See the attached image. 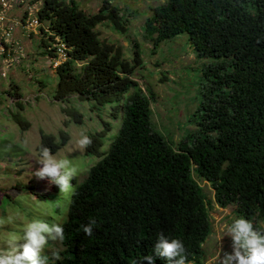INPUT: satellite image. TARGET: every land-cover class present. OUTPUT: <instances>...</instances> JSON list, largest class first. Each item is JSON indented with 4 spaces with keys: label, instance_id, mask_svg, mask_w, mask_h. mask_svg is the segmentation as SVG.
Segmentation results:
<instances>
[{
    "label": "trees",
    "instance_id": "1",
    "mask_svg": "<svg viewBox=\"0 0 264 264\" xmlns=\"http://www.w3.org/2000/svg\"><path fill=\"white\" fill-rule=\"evenodd\" d=\"M107 8L89 15L73 0H44L41 10L40 19L70 49L55 68L54 100L75 96L101 109L134 88L105 152L100 148L110 127L102 123V131L88 134L93 143L84 153L99 160L69 195L55 264H133L154 255L160 232L184 242L191 264H204L210 201L200 181L213 189L219 207L234 205L239 218L264 222V0H164L145 18L143 37L154 48L185 34L196 57L211 61L203 69L202 100L193 115L199 135L191 144L168 142L152 124V94L131 79L139 57L130 65L96 29L107 23L125 31L120 9ZM63 111L81 123L80 114ZM11 117L28 128L17 113ZM60 136L56 143L41 132L39 149L56 152L68 141ZM90 218L97 224L87 236L82 226ZM154 264L169 262L156 257Z\"/></svg>",
    "mask_w": 264,
    "mask_h": 264
},
{
    "label": "rangeland",
    "instance_id": "2",
    "mask_svg": "<svg viewBox=\"0 0 264 264\" xmlns=\"http://www.w3.org/2000/svg\"><path fill=\"white\" fill-rule=\"evenodd\" d=\"M73 1L89 15L97 13L105 4L109 9L114 6L120 9L119 15L125 20V31H115L107 23L98 24L96 29L100 38L117 45L130 65L134 63L135 56L139 57L131 79L144 94H152V124L168 142L177 144L184 140L191 144L199 135L193 115L202 100L201 92L205 85L203 69L211 61L196 57L185 34L164 41L155 48L149 40L144 39L142 26L145 18L153 7L164 0ZM47 52L40 40L34 39L32 45L25 40V58L21 63L13 62L7 66L5 59L0 57V218H14L11 223L0 226V240L12 234L21 235L23 225L33 218L60 225L66 219L70 193H60L58 186L33 176V172L41 167L37 162L40 159V133L52 135L56 143L60 142L62 132L68 137L65 145L53 154L58 159H69L77 169L76 178L70 182L74 188L99 160L96 155H85L84 148L77 142L81 134L102 131V123L107 124L110 129L100 148L101 153L105 152L120 126V106L134 90L131 88L117 101L101 109L75 96L67 101H56L53 99L57 83L56 67L50 60L51 52ZM2 53L3 49L0 48ZM28 96L30 99L25 100ZM63 110H74L80 114L81 123H76ZM13 113L27 122L28 128H21L12 119ZM199 185L210 201V234L202 244V259L204 264H218L216 257L220 253V244L222 253L231 252L228 228L239 217L234 205L221 208L214 203V191L209 184L200 181ZM251 220L255 226L264 229V222ZM60 251L62 247L57 241L49 242L44 253Z\"/></svg>",
    "mask_w": 264,
    "mask_h": 264
},
{
    "label": "clouds",
    "instance_id": "3",
    "mask_svg": "<svg viewBox=\"0 0 264 264\" xmlns=\"http://www.w3.org/2000/svg\"><path fill=\"white\" fill-rule=\"evenodd\" d=\"M44 21L49 26L48 22ZM33 39L48 44L42 36H32L29 42L31 43ZM77 142L81 148L87 149L92 145L93 140L82 133ZM37 162L41 167L33 172V176L58 186L60 193L75 195L70 182L76 178L77 169L69 159H58L51 148L41 145L40 159ZM13 219L0 218V226L11 223ZM96 224V219L90 218L89 222L82 226L84 234L92 236ZM227 236L231 238V252L222 253L220 244V253L216 257L218 264H264V230L256 227L252 220L244 217L235 219L228 228ZM64 239L62 225L33 218L23 225L21 235L12 234L0 240V264H55L60 259L59 254L53 253L50 258L44 254L45 247L49 242H63ZM153 252L154 255L143 256L133 264H144L145 261L147 264H154L156 257L166 259L169 264H191L189 251L184 242L179 238H171L163 232L158 233Z\"/></svg>",
    "mask_w": 264,
    "mask_h": 264
},
{
    "label": "built area",
    "instance_id": "4",
    "mask_svg": "<svg viewBox=\"0 0 264 264\" xmlns=\"http://www.w3.org/2000/svg\"><path fill=\"white\" fill-rule=\"evenodd\" d=\"M43 4L44 0H0V48L3 49L0 57L7 66L24 61V42L32 36L47 40L46 50L51 52L50 60L55 67L69 59L68 45L40 19ZM28 99L29 96L25 98Z\"/></svg>",
    "mask_w": 264,
    "mask_h": 264
},
{
    "label": "crops",
    "instance_id": "5",
    "mask_svg": "<svg viewBox=\"0 0 264 264\" xmlns=\"http://www.w3.org/2000/svg\"><path fill=\"white\" fill-rule=\"evenodd\" d=\"M33 40H34V39H33ZM33 40H32V41H33ZM31 45H32V42H31Z\"/></svg>",
    "mask_w": 264,
    "mask_h": 264
}]
</instances>
